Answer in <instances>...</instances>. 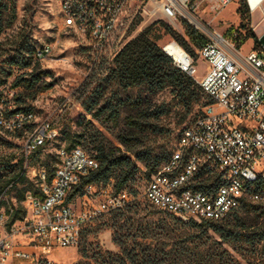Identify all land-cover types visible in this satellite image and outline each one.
Instances as JSON below:
<instances>
[{"label": "built area", "instance_id": "built-area-1", "mask_svg": "<svg viewBox=\"0 0 264 264\" xmlns=\"http://www.w3.org/2000/svg\"><path fill=\"white\" fill-rule=\"evenodd\" d=\"M58 8L62 24L87 39L96 59H111L126 42L122 40L123 19L134 2L147 17L161 15L175 20L187 15L192 0H50ZM223 7L230 0H211ZM252 12L264 0H245ZM194 4V3H193ZM175 42V41H170ZM169 43V42H167ZM165 43V44H167ZM180 46L172 58L176 66L191 75L209 97L200 114L180 132L170 157L147 178L143 194L149 203L177 216L195 220L220 219L242 199L262 198L257 184L264 185V47L244 55L221 34L214 32L195 51L206 61L204 73L195 76V58ZM51 51L37 48L38 58ZM0 95V126L15 130L34 122L31 110L7 113ZM10 110V109H9ZM45 120L36 121L25 145V155L55 136ZM53 175L38 170L40 194L27 192L26 212L9 223L0 207V264H52L50 253L75 246L83 227L98 216L124 206L133 197L126 190L115 191L106 184L84 183L81 192L68 195L96 166L95 158L83 147L62 145ZM24 237L19 239V236ZM62 264H76L73 260Z\"/></svg>", "mask_w": 264, "mask_h": 264}, {"label": "trees", "instance_id": "trees-1", "mask_svg": "<svg viewBox=\"0 0 264 264\" xmlns=\"http://www.w3.org/2000/svg\"><path fill=\"white\" fill-rule=\"evenodd\" d=\"M238 11L241 17L239 26L246 28L250 14L245 0L240 2ZM15 17L16 0H0V32L9 27ZM158 23L165 32H168L190 53H194L190 44L200 46L206 41V37L188 23L184 24V34L187 35L189 42L164 20L160 19ZM151 28V25L145 27L124 43L114 57L109 59L106 74L99 78V83L82 101V106L93 118L106 119L116 126L119 124L121 112L125 111L123 119L127 128L117 133L119 142L124 146L123 149L107 142L98 131H92L88 127L67 133L66 147L84 145L86 146L84 149L96 161L94 169L82 178L67 199L81 192L84 183L106 184L110 180H112L115 191L126 189L132 195L133 198L124 206L95 218L107 217L103 222L111 229L112 242L118 247L117 252L105 251L101 262L106 264H244L230 252L225 244L237 251L246 248L251 252L260 250L261 253H264V185L262 184H257L255 187L261 189V199L253 200L245 197L239 206L230 210L226 216L220 219L198 221L189 218L185 221L180 216L156 208L184 224L198 229L195 237L200 243H195L194 246H189V243L171 244L160 239H156L154 242L148 240L154 238L156 229L161 228L162 231L165 225L159 220L155 222L146 219L140 213L143 207L135 200L136 189L132 187L139 172L138 162L145 167L147 180L150 174L170 157L182 130L178 134L172 135L170 128L163 127L164 117L169 114L173 105H179L183 109L178 121L181 122L191 112L194 105L201 102L203 106L210 100L199 83L175 65L172 58L157 43L158 35L151 32ZM247 35L253 36L254 40L259 42L255 33L249 29ZM12 45V52L5 57V62L8 65L2 67L0 71V84L5 83L7 78L13 75L12 66L15 65L26 70L14 75L10 83L12 87H21L24 90H36L41 86L49 87L50 81L45 82L44 85L40 84V81H43L42 75L46 71L40 69L39 58L36 55L38 47L32 42L30 29L22 26L12 41ZM99 61H105V58L99 59ZM165 89H168L172 94V100H175L173 104L164 103V101L158 103L154 100L156 93ZM16 98L22 100L20 95H17ZM19 110L30 109L17 106L10 109V113ZM88 122L90 121L88 120ZM29 123L31 122L15 130H20ZM159 134L166 142L176 138L172 149H167L165 143L157 145L147 139L150 135L157 136ZM42 145L27 155L22 153L18 157V164L22 165L25 158L37 156V153L33 152ZM57 161L58 157L52 162L45 160L48 180L53 175ZM24 179V171L19 168L1 181L0 193L14 180L23 181ZM27 192L41 193L36 183L22 187L18 191L16 203L3 207L7 212L11 209L9 223L21 219L25 214L26 207L22 200L25 199ZM85 228L86 225L82 232ZM209 229L218 238L207 242ZM86 252L85 248L82 255L86 256ZM247 263L253 264L251 261Z\"/></svg>", "mask_w": 264, "mask_h": 264}, {"label": "rangeland", "instance_id": "rangeland-1", "mask_svg": "<svg viewBox=\"0 0 264 264\" xmlns=\"http://www.w3.org/2000/svg\"><path fill=\"white\" fill-rule=\"evenodd\" d=\"M241 1L230 0L226 5L220 7L211 0H192L194 4L189 5V13L194 18L180 14L175 20H170L161 15L157 17L144 16L141 14L138 3L134 2L123 19L122 31L124 35L122 40L127 41L151 25V32L158 35L157 43L160 46L170 41L177 42L159 25L158 20L162 19L188 42L189 39L184 34L185 23L201 32L206 40L210 39L214 32H218L242 56L249 49L264 47L260 40L256 42L253 36L247 35L248 29L254 32L258 39L264 34V3L253 12L248 8L250 20L247 27L243 28L239 26L241 17L238 6ZM22 26L30 29L32 42L36 47L43 45L51 47L48 54L38 59L40 69L46 71L42 75L43 81H40V84L44 85L45 82L50 81L51 85L46 88L41 86L36 90L12 87L10 83L14 75L26 70L15 65L12 66L13 75L9 76L5 83L0 84V95L9 100L6 102L7 104H2L3 107H9L6 108V114L10 113L9 109L24 106L33 112L35 119L34 122L15 131L0 126V183L19 168H22L25 175L23 181L14 180L12 184L2 190L0 207L15 204L18 191L30 183H36L38 170L43 167L46 168L45 160L52 162L55 158L57 159L58 148L67 145V133L88 127L92 131H98L107 142L123 149L124 146L119 142L117 133L127 128L123 119L125 111L121 112L119 124L116 126L106 119L97 120L93 118L82 106V101L88 97L90 90L99 83V78L106 74L109 58L105 57V61L102 62H98V59L94 61L96 57L91 53L87 39L62 24L57 5L50 0H16V17L9 27L0 32V71L2 67L8 65L5 62V57L12 52V41ZM190 45L194 51L192 55L195 58L197 68L195 76L200 78L204 73L206 61L202 57H198L195 51L198 46ZM17 95H20L22 100H18ZM154 100L158 103L164 101V103L173 104L175 102L172 100V94L168 89L156 93ZM201 108L202 105L199 102L194 105L183 121L178 122L183 109L179 105H173L169 114L164 117L163 127L170 128L171 134L176 135L201 111ZM41 120L48 121L51 127L55 128L56 134L44 143L37 150L38 152H33L37 153V156L25 158L22 165H19L18 157L22 153L25 154V141L33 130L36 121ZM147 139L157 145L165 143L167 149H172L176 141V138H172L166 142L160 134L157 136L150 135ZM80 146L86 148L84 145ZM138 164L139 172L132 187L136 189L135 200L143 207L140 213L146 219L155 222L159 220L165 225L162 231L161 228L156 229L154 238L148 240L154 242L156 239H160L171 244L189 243V246L200 243L195 237L198 229L157 210L145 198L143 194L146 183L145 167L140 162ZM24 201L25 199L22 200V203ZM106 218L95 219L87 223L77 245L62 247L50 253L49 256L53 259L52 264H62L67 260H73L76 264H106L101 262L105 251H118V247L111 239V229L103 222ZM207 235V242L218 238L211 229L208 230ZM23 237L24 235H21L19 239ZM225 246L244 264H248V261L253 264H264V253H261L260 250L251 252L245 248L237 251L227 244ZM85 248L87 252L86 256H83L82 253Z\"/></svg>", "mask_w": 264, "mask_h": 264}, {"label": "bare ground", "instance_id": "bare-ground-1", "mask_svg": "<svg viewBox=\"0 0 264 264\" xmlns=\"http://www.w3.org/2000/svg\"><path fill=\"white\" fill-rule=\"evenodd\" d=\"M251 8H252V12L255 11L257 9V7H254V4L251 3ZM188 16L194 18V16L190 13L187 14ZM197 23H199L197 21ZM165 49L171 53L172 55L176 56L179 52H180V46L177 45L175 42H169L167 44H165Z\"/></svg>", "mask_w": 264, "mask_h": 264}, {"label": "water", "instance_id": "water-1", "mask_svg": "<svg viewBox=\"0 0 264 264\" xmlns=\"http://www.w3.org/2000/svg\"><path fill=\"white\" fill-rule=\"evenodd\" d=\"M259 40H260V42L262 43V44H264V34H262L260 37H259ZM180 217L182 218V219H184L185 221H187L189 218L188 217H186V216H181L180 215Z\"/></svg>", "mask_w": 264, "mask_h": 264}]
</instances>
